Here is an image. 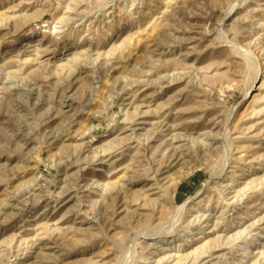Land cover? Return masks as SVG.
<instances>
[{
	"label": "rangeland",
	"instance_id": "1",
	"mask_svg": "<svg viewBox=\"0 0 264 264\" xmlns=\"http://www.w3.org/2000/svg\"><path fill=\"white\" fill-rule=\"evenodd\" d=\"M0 264H264V0H0Z\"/></svg>",
	"mask_w": 264,
	"mask_h": 264
},
{
	"label": "bare ground",
	"instance_id": "2",
	"mask_svg": "<svg viewBox=\"0 0 264 264\" xmlns=\"http://www.w3.org/2000/svg\"><path fill=\"white\" fill-rule=\"evenodd\" d=\"M232 8V7H231ZM230 10V9H229ZM18 50V49H17ZM46 53V52H45ZM169 133V132H168ZM199 140V139H198ZM184 175V174H183ZM176 191V185H175V182H172L170 185H169V187L167 188V190H166V195L168 196V198H169V200H172V197H173V195H174V192ZM201 190H199V191H197L194 195H193V197L192 198H190V199H188L187 201H185V202H183L181 205H179L180 206V208L183 206V205H185V204H187L190 200H192L194 197H197V195H198V193L200 192ZM179 206H177V207H179ZM176 207V208H177ZM175 208V209H176ZM166 231V230H165ZM256 238V237H255ZM165 249V248H164Z\"/></svg>",
	"mask_w": 264,
	"mask_h": 264
}]
</instances>
